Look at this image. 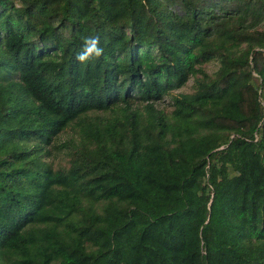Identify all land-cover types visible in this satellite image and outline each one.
Listing matches in <instances>:
<instances>
[{
    "label": "trees",
    "instance_id": "trees-1",
    "mask_svg": "<svg viewBox=\"0 0 264 264\" xmlns=\"http://www.w3.org/2000/svg\"><path fill=\"white\" fill-rule=\"evenodd\" d=\"M0 264H264V0H0Z\"/></svg>",
    "mask_w": 264,
    "mask_h": 264
},
{
    "label": "clouds",
    "instance_id": "clouds-1",
    "mask_svg": "<svg viewBox=\"0 0 264 264\" xmlns=\"http://www.w3.org/2000/svg\"><path fill=\"white\" fill-rule=\"evenodd\" d=\"M104 49L100 46L99 37L87 36L83 39V48L76 55L75 59L79 63H88L89 61L100 58Z\"/></svg>",
    "mask_w": 264,
    "mask_h": 264
},
{
    "label": "rangeland",
    "instance_id": "rangeland-1",
    "mask_svg": "<svg viewBox=\"0 0 264 264\" xmlns=\"http://www.w3.org/2000/svg\"><path fill=\"white\" fill-rule=\"evenodd\" d=\"M216 66H217L216 61H208L203 64L204 69L208 72H212L216 68ZM179 90L180 91H190L191 90V78H189L183 86L172 90V92H176ZM157 105L167 109L168 108L167 97H164L160 102H157ZM53 158L55 160L57 159V156L53 155Z\"/></svg>",
    "mask_w": 264,
    "mask_h": 264
}]
</instances>
